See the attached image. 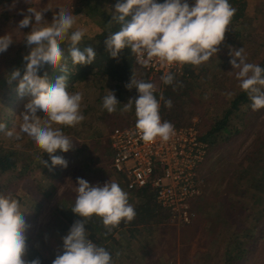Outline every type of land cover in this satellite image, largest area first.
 Listing matches in <instances>:
<instances>
[{
	"label": "rangeland",
	"instance_id": "1",
	"mask_svg": "<svg viewBox=\"0 0 264 264\" xmlns=\"http://www.w3.org/2000/svg\"><path fill=\"white\" fill-rule=\"evenodd\" d=\"M73 1L28 0L27 3L26 0H15L13 7L8 6L12 9L31 3L37 8L52 7L53 10L45 13L49 18L45 20L50 23L54 11H59L57 6L62 4L65 8L64 5L69 2L65 8L67 10ZM161 1L157 0L159 3ZM239 1H236L237 5L240 4ZM114 2L117 0H101L102 7L109 9L115 8ZM74 7L76 22L71 31L82 29L86 36L94 38L98 27L92 22L84 21L79 1ZM243 15L246 19L239 25L243 34L235 39L239 42L234 45L233 51L243 47L246 62L257 64L264 60V0H244ZM17 52L18 50L13 51L8 47L1 54L7 59L15 55L16 59L24 57ZM236 59L239 63V58ZM22 63L26 64L24 59ZM231 67L233 66L230 64L229 69ZM7 71L10 73L13 70ZM236 71L221 73L227 74L228 83L223 84L222 80L218 84L212 82V87H208L205 93L198 90V95H188L184 106L193 102L208 109L204 114L206 124L218 120L229 104L233 89H240ZM8 76L9 74L7 79ZM96 79L91 75L86 81L75 83L74 89L68 90L83 93L81 111L85 120L76 127L62 128L64 134L72 139L73 145L70 151L62 155L67 161V167H27V163L37 158L47 160L49 165L51 160L46 159L27 136H22L19 140L7 136L5 142V146L17 149L23 160L18 163L17 168L0 177V186L7 188L6 193L19 200L25 211L26 223L29 225L26 230V257L39 258L41 264H52L55 256L62 251V237L69 228L59 219L55 207L60 208L65 201L68 205L74 204L77 178L101 186L106 182H116L128 196L131 195L113 173L109 170L105 172L103 168L101 154L105 150L106 142L103 140L106 139L98 142L100 137L97 131L103 128L105 131L111 130L116 124H112L115 113L102 109L105 94L96 89ZM154 83L162 88L165 85L159 78ZM2 94L3 90L0 88V96ZM29 99V95L17 94L4 112H1L4 107L0 106V119L8 121L7 130H16L13 125L20 121L24 104ZM38 115L43 118L44 114L39 112ZM193 117L196 119V115L191 116ZM90 143L98 144L102 153L93 155L88 146ZM200 175L203 180L206 179V184L203 183L201 196L191 202V208L197 214L189 224L177 226L169 222H154L152 231L132 232L120 229L110 235L105 234L106 229L100 218L93 216L87 223L91 230L85 226L88 234L93 230L104 240L102 246L113 255L114 264H264V225L261 224L263 214L260 213L264 207V108L253 111L246 102L240 103V108L232 113L222 131L220 142L208 150L200 167ZM129 203L133 202L129 199ZM139 227H144V224ZM232 247L235 249L231 250ZM235 251L242 256L239 257ZM116 252L120 253L119 257H116Z\"/></svg>",
	"mask_w": 264,
	"mask_h": 264
},
{
	"label": "clouds",
	"instance_id": "2",
	"mask_svg": "<svg viewBox=\"0 0 264 264\" xmlns=\"http://www.w3.org/2000/svg\"><path fill=\"white\" fill-rule=\"evenodd\" d=\"M28 3V0H26ZM51 23L44 14L52 7H31L23 14L17 28H31L24 33L23 39L30 52L23 59L26 62L21 76L19 68L9 73L8 81L18 80L19 95H29V99L20 114V121L14 123L13 130H7L6 123L0 122V132L9 138H30L51 160L41 159L40 163L52 168L56 165L67 167V161L60 155L69 151L72 139L62 131L63 127H76L85 120L81 111L83 93L68 91L69 68L65 60V40L70 41L68 48L73 66L92 64L96 51L92 46L81 49L78 45L85 35L82 29H73L75 17L65 8L57 6ZM112 20L121 25L120 30L109 34L105 40L106 51L112 58H119L123 49L130 48L136 62L148 67L153 59L162 65L200 66L219 51V45L225 39V33L236 9L229 0H195L190 5L188 0H126L115 4ZM131 16V19H126ZM13 36L8 33L0 36V53L7 51L13 43ZM243 47L231 51L230 60L242 91L252 101L253 111L264 108V68L258 64L247 63ZM239 58V63L237 59ZM45 64L58 68L62 75L49 83L46 77L38 75V70ZM175 76L167 72L161 76L165 85H173ZM182 86V85H181ZM125 87L137 89L138 96L124 103L122 112L135 107L136 130L140 139L152 143L157 138L167 142L174 134V125L162 121L160 100L155 95L156 85L152 82L137 80L132 75ZM160 99H163L161 96ZM120 102L112 91L102 98V109L108 113L117 110ZM164 106L172 107L170 99L164 100ZM42 112L43 118L38 115ZM75 201L71 211L82 219H77L62 237V251L55 256L52 264H114L113 255L106 247L89 239L86 224L99 217L106 233L118 227L121 222L129 223L136 216L135 208L129 203L128 193L116 182L92 185L83 178H77ZM25 211L19 200L11 194L0 192V264H41L39 258L26 259L27 236ZM116 257L120 256L116 252Z\"/></svg>",
	"mask_w": 264,
	"mask_h": 264
},
{
	"label": "trees",
	"instance_id": "3",
	"mask_svg": "<svg viewBox=\"0 0 264 264\" xmlns=\"http://www.w3.org/2000/svg\"><path fill=\"white\" fill-rule=\"evenodd\" d=\"M14 1L15 0H0V36L10 33L14 39L13 43L9 47L13 51L14 49L16 51L18 50L17 53H19V56H25L30 52V47L26 45L23 36L24 33L29 32L31 28L29 26L23 29H18L17 25L18 22L23 19L21 10H23V13L26 14L27 8L29 6L33 7V5L31 3L28 5L25 3L21 7H14L10 9L11 6L13 7ZM78 1L80 10L85 16L84 21L92 22L98 27V32L95 34L94 38L90 39L88 36L84 35L82 42L78 46L81 49L86 46H92L96 51V58L92 64H77L73 66L68 51V48L70 47V41L65 40L62 42L61 47L64 49L65 56V60L62 61V63H67L70 72L68 78V90L72 88L74 89L75 83L80 84L86 81L89 76H95L97 78L95 86L98 87L96 89L100 90L105 95L112 91L117 100L120 102L117 105V110L113 112L115 114L112 124L122 126L127 125L136 121L135 107L133 106L132 110L128 112H122L121 109L123 108L124 103H127L130 98L134 100L138 96V92L135 87L129 90L125 87V85L130 82L132 75L137 80L150 82V73L136 63L135 57L132 55L130 48L126 47L123 49L118 59L112 58L106 51V45L104 43L105 40L109 34L119 31L121 27L119 23H116L112 20L115 8L109 9L102 7L101 0H74L72 3H70V8L67 9L73 16V8H75L74 5L76 6V2ZM193 1L194 0H188V3L192 5ZM236 1L237 0H229L231 6L237 11L231 20V26L229 25L230 28L225 33L224 41L219 45V51L214 53L207 62L201 64L200 66L185 64L183 68L184 72L182 74H174L175 80L173 85H163L161 91H155L157 99H160L161 96L163 97V99H160L162 106V121H169L173 125H182L187 124L191 116L196 115V126L199 128L200 137L207 141L209 149H212V147L220 142L222 131L225 129L232 113L240 108V103L246 102L247 105H251L252 103L246 92L242 91L241 88H235L233 89V91H235H232L229 104L224 108V113H222L221 117L218 120L211 121L207 124L204 116L206 115V112L209 111L208 109H205L202 106L200 107L198 104L193 102L187 106H184L188 95H198V90H202V94L205 93L208 87L210 88L212 82L218 84L219 81L222 80L223 84L224 82L228 83L226 80L228 78L227 74L221 73H231L235 71L233 67L229 69L231 64L230 60L232 59L230 53L233 50L234 45H237L239 42L235 39L239 36L241 37L243 34V31L240 30L239 25H242L244 19H246V16L243 15L244 0H240V4L238 5L236 4ZM117 2H114V6ZM119 2H126V0H119ZM162 2L163 0L161 3ZM67 4L69 5V2L64 5L65 8L67 7ZM59 6L63 7L62 4ZM44 18L47 19L48 16L44 14ZM126 19L130 20L131 16L127 17ZM16 56L17 55L7 59L0 53V60L2 57H4L3 63L0 64V88L3 90V94L0 96V106L4 107V110L1 112H4L5 109L12 104L14 98L18 94L17 88L19 81L14 80L9 83L7 79L9 71L7 70L11 69L12 71L19 68L21 71V76L25 70V65L22 63L23 58L18 57L16 59ZM257 64L264 68V60L257 62ZM219 68H221V70ZM227 70H229V72H227ZM37 74L41 77H46L49 83H54L55 79L63 73H61L58 68H53L51 65L45 64L38 70ZM220 75H222V77H220ZM123 92L125 93L123 94ZM167 99L172 101L171 108L164 106V100ZM85 110L87 111L88 109L86 108ZM0 122L6 123V125H8V121L6 119H0ZM109 131L111 130L105 131V128L99 132L97 131L100 137L98 142H100L101 139H106L103 140L106 142V147L103 153L99 149L98 144L96 145L95 143H90L88 146H90L89 149L93 155L102 153L101 156L105 172L109 170L110 173H113L110 166L113 152L109 140ZM5 142H7V136L4 132H0V177L8 171L17 168L18 163L23 160L22 154L17 149H12L8 146H5ZM63 153L65 152L57 150L55 154L62 156ZM43 156L46 159H50L47 153H43ZM41 159L42 158L34 159L31 163H27L26 166L30 167L34 165L36 168L39 166L41 167ZM205 184L206 179H204V185ZM6 189V187L0 186V192L7 194ZM154 196V191L148 187L145 189L132 191L131 195H129V199L133 202L132 204L136 211L134 220L129 223L121 222V224L114 228L109 234L112 235L113 232H118L120 229H127L132 232L141 230L152 231L154 222L158 224L168 222V213L166 210L157 206L154 201ZM61 207L58 208V206H56L55 210L59 214V219L65 222V226L67 228H70L75 220L81 219V217L77 216L71 211L72 206L71 204L68 205L67 201H65ZM191 211L194 213V216H196L197 213L195 212V209L191 208ZM260 213L263 214L261 216V224L264 225V207L261 208ZM194 216L192 218L193 220ZM141 224H144V227H139ZM86 226L91 230L89 224H86ZM88 236L89 239L94 241L96 244L101 246L103 245L104 240H102V238H100L93 230L90 231ZM234 249L235 247L231 248V250ZM235 253H237V251H235ZM237 254L239 257L242 256L241 253ZM26 259L31 260V258L28 257H26ZM234 259L236 260L237 258Z\"/></svg>",
	"mask_w": 264,
	"mask_h": 264
},
{
	"label": "built area",
	"instance_id": "4",
	"mask_svg": "<svg viewBox=\"0 0 264 264\" xmlns=\"http://www.w3.org/2000/svg\"><path fill=\"white\" fill-rule=\"evenodd\" d=\"M142 68L149 71L152 83L169 71L173 74L184 72V65H162L156 59ZM161 89L156 86V91ZM161 110L160 100V116ZM135 122L114 125L109 133L113 174L131 192L152 189L157 206L169 213L170 224H189L194 216L191 202L203 193L200 167L209 150L207 141L200 137L196 119L193 117L187 124L174 125V134L167 142L157 138L152 143L140 139Z\"/></svg>",
	"mask_w": 264,
	"mask_h": 264
},
{
	"label": "crops",
	"instance_id": "5",
	"mask_svg": "<svg viewBox=\"0 0 264 264\" xmlns=\"http://www.w3.org/2000/svg\"><path fill=\"white\" fill-rule=\"evenodd\" d=\"M159 80L161 81V79L159 78ZM162 82V81H161Z\"/></svg>",
	"mask_w": 264,
	"mask_h": 264
}]
</instances>
